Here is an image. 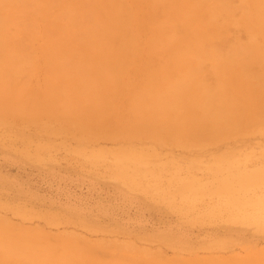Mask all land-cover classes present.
Segmentation results:
<instances>
[{
  "label": "rangeland",
  "instance_id": "1",
  "mask_svg": "<svg viewBox=\"0 0 264 264\" xmlns=\"http://www.w3.org/2000/svg\"><path fill=\"white\" fill-rule=\"evenodd\" d=\"M224 30V41L214 44L240 43L246 56L257 57L244 25L227 23ZM33 32L34 37L27 31L19 38L31 65L18 84L36 93L49 72L41 53L44 40L36 35L40 29ZM255 37L264 50L263 34L256 31ZM139 40L142 54L120 74L103 114L95 105L78 117L97 119L105 129L114 126L128 99L121 83L143 79L134 72L145 67L149 39ZM260 53L261 61L248 63L257 82L255 74L264 70ZM201 70L205 84L214 85L210 63ZM63 118L0 119L2 228L39 234L54 245L70 243L103 264H264V127L184 146L152 136L106 138ZM119 164L143 173L130 182Z\"/></svg>",
  "mask_w": 264,
  "mask_h": 264
},
{
  "label": "bare ground",
  "instance_id": "2",
  "mask_svg": "<svg viewBox=\"0 0 264 264\" xmlns=\"http://www.w3.org/2000/svg\"><path fill=\"white\" fill-rule=\"evenodd\" d=\"M238 3L244 11L235 20L232 0H0V119L69 117L106 138L152 136L184 146L264 127V70L255 74L257 82L248 68L264 53L255 37L256 31L264 37V0ZM227 23L244 25L256 58L240 43L214 44L224 41ZM37 27L49 76L35 93L18 84L30 64L19 38L27 31L34 37ZM143 36L149 39L145 70L134 72L143 79L121 83L128 99L114 126L78 117L95 105L103 114L121 73L137 64L142 51L136 41ZM205 61L217 78L212 86L201 76ZM117 167L130 182L143 173ZM15 231L0 225V264H103L70 243Z\"/></svg>",
  "mask_w": 264,
  "mask_h": 264
}]
</instances>
